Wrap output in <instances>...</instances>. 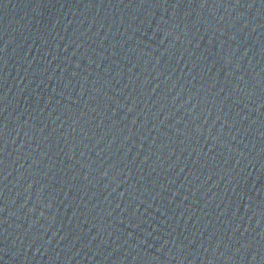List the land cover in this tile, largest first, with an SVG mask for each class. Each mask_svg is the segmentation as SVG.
I'll use <instances>...</instances> for the list:
<instances>
[{
  "label": "water",
  "instance_id": "95a60500",
  "mask_svg": "<svg viewBox=\"0 0 264 264\" xmlns=\"http://www.w3.org/2000/svg\"><path fill=\"white\" fill-rule=\"evenodd\" d=\"M0 264H264V0H0Z\"/></svg>",
  "mask_w": 264,
  "mask_h": 264
}]
</instances>
